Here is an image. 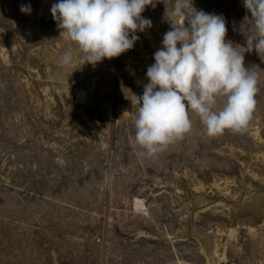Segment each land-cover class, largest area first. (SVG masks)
<instances>
[{
	"label": "rangeland",
	"instance_id": "1",
	"mask_svg": "<svg viewBox=\"0 0 264 264\" xmlns=\"http://www.w3.org/2000/svg\"><path fill=\"white\" fill-rule=\"evenodd\" d=\"M57 2L0 0V264H264V60L244 53L259 89L245 130L209 137L190 113L183 139L142 156L131 101L176 0H154L134 47L95 66L60 36ZM192 2L246 47L243 0Z\"/></svg>",
	"mask_w": 264,
	"mask_h": 264
},
{
	"label": "clouds",
	"instance_id": "2",
	"mask_svg": "<svg viewBox=\"0 0 264 264\" xmlns=\"http://www.w3.org/2000/svg\"><path fill=\"white\" fill-rule=\"evenodd\" d=\"M154 0H58L51 14L60 36L76 46L84 64L95 66L131 50L137 32L152 26L142 12ZM245 15L240 34L246 47L227 40L223 15L198 10L192 0H176L173 13L182 18L163 35L162 47L147 68L148 83L136 105L133 149L153 157L192 129L195 113L209 137L226 130H245L256 108L258 74L245 67L244 53H257L264 60V0H243ZM20 11L31 13L30 5ZM243 49V51H241ZM72 50L58 59L70 68Z\"/></svg>",
	"mask_w": 264,
	"mask_h": 264
}]
</instances>
